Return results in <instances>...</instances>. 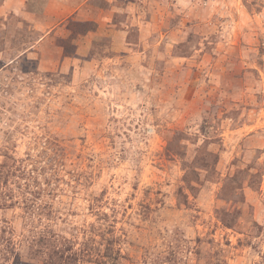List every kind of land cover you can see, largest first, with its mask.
Wrapping results in <instances>:
<instances>
[{"label":"rangeland","instance_id":"1","mask_svg":"<svg viewBox=\"0 0 264 264\" xmlns=\"http://www.w3.org/2000/svg\"><path fill=\"white\" fill-rule=\"evenodd\" d=\"M114 3L0 0V264H264V0Z\"/></svg>","mask_w":264,"mask_h":264},{"label":"trees","instance_id":"2","mask_svg":"<svg viewBox=\"0 0 264 264\" xmlns=\"http://www.w3.org/2000/svg\"><path fill=\"white\" fill-rule=\"evenodd\" d=\"M47 240H49V239L43 240L44 244L47 242ZM71 254H67V256H66L64 249H62L61 246H58L57 244H55L53 247V250H52V254L50 255L49 264H61V262L64 260V258L66 257L69 259L71 257ZM46 264H48V263H46Z\"/></svg>","mask_w":264,"mask_h":264},{"label":"crops","instance_id":"3","mask_svg":"<svg viewBox=\"0 0 264 264\" xmlns=\"http://www.w3.org/2000/svg\"><path fill=\"white\" fill-rule=\"evenodd\" d=\"M105 1L107 2V4H110L113 9L117 8V5H116V3H114V0H105ZM76 12H78V13L80 12V7H78L76 9Z\"/></svg>","mask_w":264,"mask_h":264}]
</instances>
